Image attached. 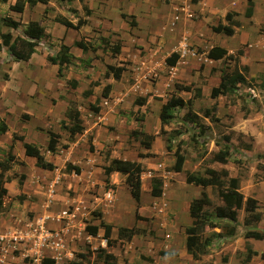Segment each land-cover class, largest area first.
Segmentation results:
<instances>
[{
    "label": "rangeland",
    "instance_id": "rangeland-1",
    "mask_svg": "<svg viewBox=\"0 0 264 264\" xmlns=\"http://www.w3.org/2000/svg\"><path fill=\"white\" fill-rule=\"evenodd\" d=\"M73 1L77 3H73ZM101 1L104 2L105 0H86V3L95 10L99 19L104 17L107 19L106 22L102 23L101 29L97 27V22L90 24L89 20L86 26L82 27L79 31H75L73 29L63 28L60 24L55 23L53 19L57 15H62L75 23L77 19L71 11L76 10L77 15L83 17V7L86 6L85 0H71L70 2L50 0V4L47 6L49 10L48 13L44 18L38 17L45 30L46 36L39 41L36 53L41 55V57L54 55L59 50V47L65 43L69 44L68 46H70V50H72L76 48L72 45L73 42L78 40L81 36L85 38L86 42L100 47V38L104 37L111 42V45L117 42L121 44V42L124 41L123 54L127 57L135 58V56L133 57L132 53H130V51H134L132 45L133 48L140 53L141 57L150 53L153 57L157 55L161 65H155L156 70H154V74L151 72V79L155 82L165 77V71H172L170 67H163L162 63V57L170 53L171 50L161 55L157 54V50L154 48L149 51H143L142 41H134L132 43L130 37L124 36V21L116 13V3L103 6ZM115 1H119L122 8L129 11L139 0ZM230 1H232L238 11L243 8L245 3L244 0H225L220 4L217 10L222 12L226 6L230 5ZM153 2L156 3V0H153ZM158 2L161 4L162 10L167 8L172 9L170 10L172 15L171 20L174 21L173 23H175V25L172 23L173 26H171V30H175L176 39L180 41L176 43V47L173 49L181 50L186 47L187 58H193L197 61L195 66L190 69V76L188 71L184 69L182 74V80H184V82H182L183 84L180 83V85L192 86L194 89H204V94L201 98L193 97L192 93L184 94L185 100H189L191 105L189 107L184 106L183 108L174 110L172 120L167 125L163 126L164 134L159 133V136L166 139L167 145L169 146V153L143 159L144 162L142 167L144 172L141 177L143 182H145L143 189L141 188L143 192H141V201L143 202L141 207L143 209H138L137 211L139 218L136 224L139 225L138 230L145 231V234H140L137 239H134L129 244L125 240L119 241V243L118 240H116V243L106 248L105 245L104 248L97 246L94 249H90V245L85 244L79 251L75 250L73 252V257L70 261H76L78 257L75 258L74 255L76 253H82L83 255H87L86 258L82 259L83 264H102L103 255L110 252L115 253L116 264H165L164 262H158L160 258H164L167 264H191V262L188 263L184 260L186 259L185 256H183V258H179V255L175 258H167L160 255V252H163L165 248H172L182 253V249H185L181 240L185 239L183 229L186 224L190 222L187 208L193 199L200 197L201 193L204 192L211 201V206L204 209V215L208 219L207 221L216 225V227L205 228L203 231V239L209 238L211 244L207 254L200 257V261L213 264H242L246 255V249L249 248L257 252L258 255L253 256L246 264H264V258H261V255H264V243L254 239H246L243 236L246 230L264 233V56H262L264 52V10L256 11L255 14H253V19L245 18L243 14L237 15V11H234V19L238 22V26L235 28V34L231 37L219 34L214 35V37L210 39L206 36L207 30L204 29V27L206 28L204 24L206 23L208 27L216 25L218 22L226 24L225 19L222 20V17H219V19L211 20L209 18L204 22L198 13L199 9L195 8L189 0H158ZM208 4L212 3L202 2L201 11ZM257 5L260 8H264V2L262 3L261 0L258 1ZM1 11L2 8H0V12ZM229 11L232 10L230 9ZM39 12H42V5L33 10V14H38ZM174 15L176 16L173 18ZM22 16L23 18L20 20L25 21V15ZM130 17L125 20L128 25L131 22H135V18ZM94 20L96 21L97 19L94 18ZM170 21L168 18H165L158 27L159 31L160 29L163 30L162 28H164V25L165 29H168L167 25ZM192 21L196 25L204 26H199L197 29L201 35H199L200 44L189 41L187 36L186 32L190 29L189 25ZM106 24H109L111 28L103 29V25ZM128 25L127 28L129 31H133L135 36L138 34L141 36L142 40L144 39L142 31L137 32L135 29L133 30V27ZM112 28L117 29L121 33L122 41L116 38L118 35L120 36V33L113 32V30H111ZM3 30L5 31V27L0 24V32ZM20 33L21 29H18L12 30L11 34L15 37L20 35ZM166 35L168 34L166 33ZM213 43L229 50L230 54L235 56L237 51L241 50L242 54L238 57V64L235 65L233 61L223 59L213 64L209 63L208 60L209 68L206 70V66L203 64L207 60L205 55L211 48V45L214 46ZM101 50L98 51L97 54L91 52L83 54L79 61L78 58H76L73 64L66 67L64 71L80 82H84V78H86L85 81L88 79L91 80V85H99V82H105L102 78V74L106 70L105 62L112 65H118V63L113 60L115 55H112L108 48H101ZM76 53H81V51L76 49ZM96 56H98L103 63H100ZM198 58L201 59V62H199ZM0 59L3 60V62L9 59L5 49H3L1 53ZM187 61L188 59L183 55L181 60L182 63H180L179 66H188L189 64ZM12 64L17 66L20 65L22 68L21 71H55L54 66L47 62L44 64L41 60H36L34 66L30 69L25 68L24 62H14ZM136 65L138 66L139 64ZM244 67H246V70H244ZM1 70L2 68L0 67V80L2 77ZM234 70H238L244 75L245 82L235 86L230 93L212 99L209 95L210 89L214 85H218L220 75L222 73L233 72ZM11 71H14L12 74L14 75L15 81L11 82L9 86H3L0 82V92H3L0 95V114H6L8 112L5 119L10 133L16 135L23 134L22 136L25 135L27 142L35 144L40 149V146L46 143L47 136L43 132L35 131L34 127L39 124L44 130L49 129L53 132L58 130L59 121L61 120L60 117H62L61 103L53 107L47 105V99L43 97L40 92L34 96L29 92L28 89L30 87L27 86V83L31 77L23 75L26 73H23L21 77H19V70H15L13 66H11ZM67 73L65 74L67 75ZM47 82L48 78L46 79V83ZM141 82L142 79L139 80V87L142 85ZM85 83L87 84L88 82ZM82 85L83 83H81V86ZM158 90L157 95H162L161 99L169 98L170 86L165 88L160 83L158 85ZM68 92L71 93V90H68ZM154 98L159 99L158 96ZM78 100L82 109L88 108L87 98L79 96ZM75 104L77 105V103ZM135 104L138 103L135 102ZM135 104L129 107V112L132 117L138 118L141 113L140 110L136 109ZM211 108H214L211 112V118H203L202 114L204 111ZM188 110L200 117L199 123L204 127L202 128L204 135H199L201 129L185 120L184 116ZM24 113H28L32 116L30 117V122L25 124L21 123L26 122V120H23L21 117ZM82 116L85 117L83 113ZM60 132L63 133L64 131L60 129ZM225 137H228V141L224 140ZM64 139L67 140V138ZM225 146L228 147L226 164L215 162L212 159L213 155ZM176 147H180L181 152L185 156L183 170L181 173L177 174L170 170L174 161L173 152ZM44 151L46 150L44 149ZM12 152L17 156L23 155L21 143L16 144ZM5 159L6 158L2 161H5ZM207 170L216 172L225 170L228 173V178H236L238 180V192L242 195L243 199L240 207L236 210L237 217L235 223H228L227 221L218 220L214 217V208L222 205L216 188L207 187L199 189L194 185H187L185 183V175L187 173L194 176L199 175L206 177L205 172ZM21 171L22 168H15L11 173L15 172L14 175L18 177ZM152 177H160L166 180L168 186L165 189L163 188V195L161 196L163 198L161 199L151 198L149 192L146 191L148 181H150ZM123 185L125 186V184ZM222 187H226V180H223ZM95 188H93L91 193L95 194L98 198L101 197L102 193L99 191L97 192ZM68 192L69 189L66 187L64 191L61 190L60 194H58L59 192L56 193L55 198L59 199V201H63L60 197L63 195L67 197L64 193ZM19 195L20 196L15 197V200L21 203L23 195ZM117 197L119 199L118 205L120 210L118 216L121 217L119 222L123 223V227H130L134 219V201L129 194L128 188L124 187V189H120ZM247 199H253L256 202V209L251 214L245 211ZM53 203H57V201H52L51 207H53ZM62 203V209L60 210H67L74 214L71 207H66L64 201ZM153 203H155L154 206ZM12 204L13 202H11L10 198L3 199L0 201V208L4 206V210H9V207L12 208ZM96 211L98 210L95 209L94 212ZM113 214L114 213H111L110 215ZM255 217H259V220L254 221ZM246 218L251 219L252 222L246 224L244 221ZM27 220H31V217H28L27 213L23 212L22 223H25ZM83 222L92 221H86L85 216L79 218L74 214V226L70 228V231L80 229L83 226ZM18 224L20 225L19 222ZM225 227H234L235 235L233 237L226 236ZM83 231L82 229L79 230V232ZM171 240H173V243H171ZM165 243H168V245ZM26 249L27 248L23 244L15 248L10 247L9 252L3 255L2 260H0V264H34L32 259L24 256ZM72 249L73 246H68L67 244L66 250L73 251ZM100 249H105V252L100 253ZM98 255L102 257L99 258ZM64 258L67 259V262L64 264H69L70 261L68 259L70 258ZM223 259H226V262H222Z\"/></svg>",
    "mask_w": 264,
    "mask_h": 264
},
{
    "label": "crops",
    "instance_id": "crops-1",
    "mask_svg": "<svg viewBox=\"0 0 264 264\" xmlns=\"http://www.w3.org/2000/svg\"><path fill=\"white\" fill-rule=\"evenodd\" d=\"M189 1L191 3V0ZM223 1L198 0L196 4H192V3L191 4L194 5L195 8L199 9L198 13L200 14L204 22L209 18L213 20V19H219V17H222V20H223L225 19L223 17H225L227 12L237 11V15L243 14L244 16V11H245L244 6H246V0H244L245 3H244L243 8L239 11L235 7V5L232 3V1H230V5L226 6V8H224L222 12H219L217 8L220 6V4ZM258 1L260 0H254L253 14H255V12L258 10L259 11L264 10V8L258 7L257 5ZM14 2L15 0H8L7 2L4 3L0 0V8H2V11L0 12V18L10 17L14 20L17 19V21H20L22 24H26L29 21H37L40 23V19H38V17L44 18L45 16L44 11L47 9L48 4H50L49 3L50 0H49L47 5H43L41 3H37L33 7H29L25 5L23 12L18 13L16 11L10 10L9 8V6L11 4H14ZM202 2H207V3H212V4H208L201 11ZM261 2L263 3L264 0H261ZM73 3H77V2L73 1ZM113 3H116V8H117L116 13L124 21L123 31L125 33L123 32V34L125 37H130L132 43L134 41L135 42L142 41V48H144L143 51H149L150 49L154 48L157 50V54L159 55H161L164 52L165 53L169 52L171 50L170 53L162 57V63H163V67L164 66L170 67L172 71H165V77L162 78L160 81L155 82L153 79H151L152 77L151 72H153L154 74L155 72L154 70H156L155 65L157 66L161 65L160 59L158 60L157 58L158 56L156 55V57H153V55L150 53L148 55H144L143 57H141L140 53L137 52V50L134 49L133 45L131 44L132 49L134 51H130V53H132L133 57L135 56V58L127 57L126 55L123 54L124 52L123 42L124 41H122L121 33L115 28L114 29L112 28L111 30H113V32L120 33V36L118 35L116 38L122 42L120 44L121 45L120 53L118 55H115V57L113 56L114 58L112 57L113 60L118 63V65H113V66H125V71L121 74L119 80H115L113 79L112 75L106 69L102 74L103 76L102 78L104 79L105 82H99L101 85L100 84L91 85L92 81L89 79L85 81L86 78L83 79L84 82L78 81V79L72 77L71 75H69L67 72L64 71L66 67L62 71V77H58L57 67L55 65H52L55 67V71H21L22 68L20 65L17 66V65L12 64L14 63V61L8 59L7 61L3 62V60L0 59V65H1L0 67L2 68L1 70L2 77H1L0 82L3 84V86H9L11 85V82L15 81L14 75L12 74L14 71H11V66H13L15 70H19L20 72L19 77H21L23 73H26L23 75L31 77L27 83V86L30 88L29 89L27 88V89L29 90L30 93L33 94V96L36 95L38 92H40V94L47 99V102H46L47 105L51 107L57 105L58 103H61L62 117H60L61 120L59 121L60 124L58 125L59 129L54 131V133L58 134L60 137L58 140V144H57V152L55 154H51L46 150V145L48 142L47 135H46L47 136L46 143L40 146V152L42 156L44 157V159L48 162H51L54 165V169L52 171L44 170V169L37 167L35 164L36 160L33 157L26 156L24 154V149H23V155L17 156L13 154L12 149L15 147L16 144L21 143V142L17 140L15 141L12 140L13 133H10L9 127H8L7 132H5L4 134H0V162H2L4 158L7 159L8 155L10 154L14 157V161L10 163V168L8 170L3 171V173L0 170V173L2 175L4 174L2 178L3 188L7 190L6 195L3 196L1 200L10 198L11 202H13L12 208L9 207L10 211L8 209L4 210V206L0 208V236L5 235V234L6 235L11 234L14 229H20L23 227L22 226L23 221H21L23 219V212H26L27 216L31 217V219L39 217V216H43V215H48V214L54 216V215H57L58 212L63 211V210H60L62 209L63 201L66 207L72 208V211L74 212V214L77 215V217L80 218L82 216H85L86 221L87 220L92 221V222H83V226L80 229L71 230V231H70V228H65L63 230V225L60 222L53 221L50 223V226L52 229L56 231L62 230L64 233L63 249L57 252L60 254V257L55 260V264L66 263L67 259H65L64 257L70 258L68 259L70 261L73 257V252L75 250L79 251L82 248V246L85 244H89L90 249H94L97 246H101L102 248H104L105 246L104 244L105 241L103 239L104 229L99 226L101 222L104 224H108V225L112 224L111 225L112 226L111 239L113 241L118 240V229L119 228L135 227L136 229H139V225L136 224L137 219L135 215L138 209L140 210L143 209L141 207V205H143V202L141 201V195H140V203L138 206L135 203V201L132 199L134 201V210H133L134 219H133L132 224L130 225V227H123L122 226L123 223L119 222L121 220V217L118 216L120 210H119V205H118L119 199L117 196H118V191L120 189H124V187H127L126 185L125 186L123 185L125 184L123 183L125 177L124 175L118 172H111L108 178L109 183L107 185L105 183L106 176L104 175L103 168L108 166L109 162L112 159L136 161V162L141 163V165H143V162H144L143 159H145L146 157L141 158L139 157V154L149 153L153 155L152 157H155L157 155L162 156V155L168 154L169 150H168L166 139L159 136L161 134L160 133L161 125H160V120H159V114H160L161 108L166 103V101L171 98V96H178L182 98L184 101H186L184 94L194 93L193 91L184 92V91H176L175 89L176 85H180V83L184 82V80H182L183 78L182 74H183L184 69L188 71V74L190 76V69H192L193 66H195V63H197V61L193 58H187L186 47L181 49L182 51L173 49L176 47V43L180 41L176 39L175 30L174 29L171 30L172 28L171 26H173L172 23L174 22L173 20H171L172 15H171L170 10L172 9L167 8L165 9L166 10L165 12V10H162V6L161 4H159L158 0H156V3L153 2V0L152 1L151 0H139L138 3L134 4V6H132V8L129 11L122 8L119 1H115V0H105L104 2L101 1V4L103 6L110 5ZM85 4L86 6L84 7L90 10V15L88 17L89 19L87 18L88 21L90 20L89 21L90 24H92L93 22L94 23L97 22L96 24L98 25L97 27L101 29L102 23L106 22L107 19L105 17L102 19H99L95 10L86 3V0H85ZM40 5H42V12H39L38 14H33V10L39 7ZM52 8L56 9L55 7H52ZM230 9L232 11H229ZM22 15H25L26 17L25 21L20 20L23 18ZM122 15H124V18H122ZM175 16L176 15H174L173 18ZM129 17L135 18L134 25H131L132 22L129 23V25L126 23L125 20L128 19ZM253 17L254 15L252 16V19ZM32 18H35V19H32ZM94 18L97 20L95 21ZM165 18L166 19L168 18L169 21L171 20L169 24L167 25L168 29H165V25H164V28H162L163 30L160 29L159 31L158 27ZM192 23L193 21L191 22V24ZM173 24L175 25V23ZM191 24L189 25L190 29L188 30V32H186L189 38V41H194L196 44H200L201 43L200 37H199L200 33L197 31V29L199 26H202V25H196L195 23H193L192 25ZM127 25L133 27V30L135 29L137 32L142 31L144 34V39L142 40L141 36L138 34L137 36H135V34H133V31L128 30ZM204 25L206 26V28L204 26L202 27H204V29L207 30V33H206L207 37L211 39L214 37V35H219V34H215L211 30V27L216 26V25H212L211 27H208L206 23ZM104 28H111V26L109 24H106V25H103V29ZM7 32L12 33V30L5 28V31L3 30L0 33H7ZM166 33L168 35H166ZM65 44L67 46L69 45L67 43ZM214 46H217V45L214 44ZM100 47L102 46L100 45ZM211 47H213V45H211ZM76 49L78 48H74L70 50V54L73 55L74 60L78 58V61H79L83 54L88 53V52L83 53L80 49L79 50L81 51V53H76ZM100 50L101 48L98 49L95 53L93 52L91 53L97 54V52ZM2 51H0V55ZM227 51L230 54V51L229 50ZM36 52H37V47L35 48V53L30 57V59L24 62L25 68L27 69L32 68L36 60H41V62H44V64L46 62L49 63L47 60V56L41 57V55H38ZM172 53H178L180 57H179V60L176 62V64L171 67L166 64V59L170 57ZM183 55L184 57H186V59H188L187 62L189 65L188 66L185 65L187 68L179 66V64L182 63L181 60L183 58ZM262 56H264V52ZM96 57L98 58V61H100V63H103L101 62L98 56ZM205 58H206V55H205ZM198 60L199 62H201L200 58H198ZM208 60L209 59H207L206 62L203 63L204 66H206L205 68L206 70H208L209 68V63L216 64L217 61H219V60L217 61L209 60V63H208ZM105 64H106L105 68L107 65H112L106 62ZM136 64H139V65L137 66ZM65 73H67V75ZM4 76H7L5 80H4ZM47 78H48V82L46 83ZM140 79H142V82H141L142 85L139 87L138 83ZM70 80L76 81V86L74 88L70 87L67 84L68 81ZM85 82H88V83L86 84ZM81 83H83L82 86H81ZM160 83L165 88L170 86L169 98L161 99L162 95H157L159 91L158 85ZM106 85H110L111 90L108 94V97L103 98L102 92H103L104 86ZM214 86H217V85H214ZM88 89L91 90V94L87 97H84L83 93L84 91ZM192 89H194V87H192ZM68 90H71V93L68 92ZM200 90H201V97H202L204 94V89H200ZM2 93L3 92H0V95ZM79 96H82L83 98L88 99V103H87L88 108L82 109V106L80 105L79 100H78ZM157 96L159 97V99L154 98ZM97 100H99V103L97 104V106L99 107V111L98 113H94L90 109V105H96ZM69 102L77 103V106H78L77 108L80 113V119L82 121V128H83L80 133L74 134L71 138L69 137V134L61 128V121H64V122L67 121L65 122V125L70 124L69 121L65 117V112L68 108ZM135 102H137L138 104H135ZM132 104H135L136 109L140 110V113H141L140 117L137 118V117L131 116L129 112L130 110L129 107H132ZM82 113L85 117L82 116ZM24 114L29 116V120H26V122L20 121L21 123L25 124V123L30 122V117L32 116L28 113H24ZM7 115H8V112L6 114H0L1 116L0 119H2L5 123H6L5 117ZM36 126L34 127L35 131L45 133L41 125L37 124ZM40 129L42 130L40 131ZM60 129H62L64 132L63 133L60 132ZM133 131H138L146 135H154L155 139L151 143L150 148L147 149L143 145H141L139 139L131 135ZM64 138H67V140H65ZM24 141L27 142L25 139V135H24ZM27 143H30V142H27ZM64 145H67V147L64 148ZM10 146H12L11 149H10ZM90 146L93 147L92 150H90ZM44 149L46 151H44ZM173 164H174V161H173ZM67 165L77 167L79 169V172L75 173L73 170L67 171L66 170ZM15 168H22V171L18 177L14 175L15 172L11 173V171L14 170ZM21 175L24 176V179L22 181V184H19ZM141 177H142V174H141ZM157 178L161 179L160 177H157ZM161 181H162V195H163V188L165 189L168 185L166 183V180L161 179ZM144 183L145 182H143L142 180L141 182L142 189L144 187ZM66 187H68L69 189L68 193H64L67 195V197H64V195L61 197L59 196L60 199L63 200V201H59V199L55 198L56 193L59 192L58 194H60L61 190L64 191V188ZM93 188H95L97 192L99 191L102 193L101 197L98 198L96 197L95 194L91 193ZM197 188L200 189L201 187L197 186ZM146 189H147L146 191H148L150 194L151 179L150 181H148V185L146 186ZM108 191H112L113 193V196L111 199L106 198V193ZM19 194H22L24 196V197L22 196L21 198L22 200L21 203L15 200L16 196H20ZM161 196L157 197V199L163 198ZM151 198H154V197L151 196ZM54 200H56L57 203H53V207H51L52 201ZM154 204L155 203H153V206ZM95 209H97L98 211L94 212ZM97 213H100L101 215L96 216ZM111 213H114V214L110 215ZM187 213H188V208H187ZM189 221L190 222L186 224L185 228L191 225L192 219L190 218ZM18 222L20 223V225L18 224ZM86 226L99 227L97 231V235L96 236L88 235V233L85 231ZM81 229L84 230L85 232L84 231L79 232V230ZM138 236H140V234H135L133 235L130 241H126V242L129 244L134 239H137ZM119 241L120 240H118V243ZM172 241L173 240H171V243H173ZM181 242L185 246V239L181 240ZM67 244L68 246H73V249H72L73 251L66 250ZM165 244L168 245V243H165ZM184 250L182 249V253H179L175 249L165 248L163 252L176 253L177 256L179 255V258H183V256H185L186 259L184 260H186L188 263L191 262V264L200 263V261H194L191 258V256L186 253V249ZM7 252H9V249H4L3 251H1L0 260H2L3 255L7 254ZM107 254H112L116 258L115 253L107 252ZM78 255L80 254L76 253L74 256L75 258L78 257L77 260L70 261V263L81 261L83 264V260ZM81 255L83 254L81 253ZM84 256H85L84 258L87 257V255H84ZM158 262H164L165 264H167L164 258H160ZM207 263H210V262H207ZM34 264H40V262H34ZM115 264H116V261H115Z\"/></svg>",
    "mask_w": 264,
    "mask_h": 264
},
{
    "label": "trees",
    "instance_id": "trees-1",
    "mask_svg": "<svg viewBox=\"0 0 264 264\" xmlns=\"http://www.w3.org/2000/svg\"><path fill=\"white\" fill-rule=\"evenodd\" d=\"M2 2H7L8 0H1ZM62 2H70L71 0H60ZM49 0H15L14 4L9 6L10 10L16 11L18 13L23 12L25 5L29 7L35 6L37 3H41L43 5H47ZM198 0H191L192 4H196ZM254 10V0H246V7L244 11V17L247 19L252 18ZM48 9L44 11V15H46ZM75 18L77 19L75 23L70 21L68 18L57 15L54 17V22L62 25L66 29H73L75 31H79L82 27L88 24V17L90 15V10L86 7L83 8L84 15L83 17H79L77 15L76 10L71 11ZM235 13L228 12L225 15L226 24H222L219 22L216 26L211 27L212 32L215 34H223L225 36H233L235 34V28L238 26V22L234 19ZM124 18V15H122ZM0 24L11 30L21 29L20 35L13 37L10 32L0 33V51L5 49L7 51L8 58L14 62H26L30 59V57L35 53V48L38 46L39 41L46 36L44 28L37 21H29L26 24H22L20 21L14 20L10 17L0 18ZM132 25L134 23L132 22ZM101 46H93L89 42L85 41L84 37H80L78 40L73 42V46L80 49L83 53L93 52L95 53L98 49L108 48L112 55H118L120 53L121 45L119 42L111 45L108 39L101 37ZM241 50L237 51L236 56L233 54H229L228 51L220 46H213L206 52V58L209 60H231L238 64V57L241 56ZM178 53H172L170 57L166 59V64L169 66H174L176 62L179 60ZM47 60L51 65H55L57 67V76L62 77V71L65 67L72 64L74 57L70 54V46L62 44L59 47V50L54 55L47 56ZM107 71L112 75L113 79L119 80L121 74L125 71V66H113L107 65ZM246 70V67H244ZM7 76H4V80ZM245 78L244 75L238 71L234 70L230 73H222L220 75L219 83L217 86H214L210 89V97L212 99L217 98L220 95H225L233 91V88L240 83H244ZM70 87L74 88L76 86L75 80H70L67 83ZM176 91H184L191 92L193 91V96L195 98L201 97L200 89H192V86H182L176 85ZM111 90L110 85H106L103 88L102 97L107 98L108 94ZM91 94V90L88 89L84 91L83 96L87 97ZM99 100L96 101V105H90V109L94 113H98L99 107L97 104ZM191 102L184 101L182 98L178 96H171L169 100L162 106L159 120L161 125L160 133L164 134L163 126L167 125L173 118V111L179 108H183L184 106L189 107ZM214 108L206 109L202 114L203 118H211V112ZM65 117L69 121V125H65L64 121H61V128L65 130L69 137L71 138L74 134L80 133L82 131V121L80 119V113L78 111L77 105L73 102L68 103V108L65 112ZM185 120L192 123L195 127L200 128L199 135H204V128L200 123V117L191 112L190 110L184 116ZM23 120H29V116L24 114L22 115ZM42 129H40L41 131ZM8 131V126L6 123L0 119V134H4ZM46 135L48 136V142L46 145V150L55 154L57 152V144L59 140V135L54 133L53 131L47 129L44 130ZM131 135L135 138H138L141 145L145 148H150L151 143L154 141V135H146L144 133H140L138 131H133ZM198 135V136H199ZM12 140L20 141L22 143V147L24 149V154L29 157H33L36 160V166L52 171L54 169V165L51 162H48L42 156L40 149L38 146L27 143L24 141V136L12 134ZM194 140V139H193ZM225 141H228V137L224 138ZM67 145H64L66 148ZM12 146H10V149ZM93 147L90 146V150ZM169 150V146H168ZM153 155L139 154V157H152ZM174 156V164L171 167V171L175 174L181 173L183 170V164L185 162V156L181 152L180 147H176L173 152ZM228 158V147L225 146L223 149L219 150L216 154L213 155V160L217 163L226 164ZM14 161V157L10 154L8 155L5 161L0 162V170L6 171L10 168V163ZM66 170H73L75 173L79 172L77 167H73L71 165L66 166ZM104 175L106 176L105 183L108 185V178L111 172H118L124 175V183L128 188L129 194L132 199L135 201L137 206L140 203V195H141V174L144 172L141 163L136 161H128V160H120V159H112L109 162V165L103 168ZM206 177L204 176H194L189 173L185 175V183L188 185L199 186L201 188H216L218 196L222 201V205L214 208V217L218 220H224L228 223H235L237 212L236 210L240 207L242 202V195L238 192V180L236 178H228V173L225 170L216 172L212 170H207L205 172ZM3 175L0 173V201L3 196L6 195L7 190L3 188ZM24 176H20L19 184H22ZM223 180H226V187H222ZM150 195L154 198L160 197L162 195V181L157 177L151 178V189ZM211 206V201L206 193L202 192L200 197L193 199L188 207V214L192 219L191 225L184 229L185 233V249L186 253L191 256L194 261H200V257L207 254L208 248L210 246L209 238L203 239V231L205 228H215L216 225L209 223L207 218L204 215V209ZM256 209V202L253 199H247L245 203V211L248 213H253ZM100 213H97L96 216H100ZM136 219H138V214L136 212ZM257 216V215H255ZM259 220V217H255L254 221ZM246 224L252 222L251 219L246 218ZM104 229L103 239L105 241L106 247H111L112 244L115 243L111 239V229L112 226L104 223H100L99 225ZM97 226H86L85 231L90 236H96L98 231ZM226 236L233 237L235 235L234 227H225ZM135 234H145V231H139L138 229L132 228H119L118 229V240L120 241H130L133 235ZM246 239H254L259 242L264 243V233L257 231H248L246 230L243 234ZM100 253H104V249H100ZM99 253V254H100ZM160 255L165 257H177L176 253H167L160 252ZM257 252L247 248L245 258L242 261V264H246L250 261L253 256H257ZM81 259H84V255H78ZM101 258V255H98ZM261 258H264V255H261ZM150 260V259H148ZM115 257L112 254H104L102 258L103 264H115ZM222 262H226V259H223ZM40 264H55V260L51 258H43ZM69 264H82V262H71ZM199 264H212L207 262H201Z\"/></svg>",
    "mask_w": 264,
    "mask_h": 264
},
{
    "label": "built area",
    "instance_id": "built-area-1",
    "mask_svg": "<svg viewBox=\"0 0 264 264\" xmlns=\"http://www.w3.org/2000/svg\"><path fill=\"white\" fill-rule=\"evenodd\" d=\"M112 196V191L106 193L107 199ZM53 221L60 222L63 230L71 228L74 226V214L63 210L54 216L48 214L27 220L22 228L0 236V252L23 244L27 248L24 256L33 262H41L43 258L58 259L60 254L57 252L63 249V231L51 229L49 225Z\"/></svg>",
    "mask_w": 264,
    "mask_h": 264
}]
</instances>
